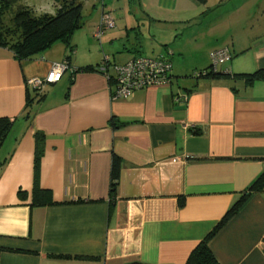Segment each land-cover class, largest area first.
<instances>
[{
    "label": "crops",
    "instance_id": "1",
    "mask_svg": "<svg viewBox=\"0 0 264 264\" xmlns=\"http://www.w3.org/2000/svg\"><path fill=\"white\" fill-rule=\"evenodd\" d=\"M100 5L87 33H73L78 48L33 102L32 122L25 118V79L47 74L68 49L56 42L18 60L0 46V117L13 119L0 146V264H184L264 170V81L183 78L223 47L231 59L220 68H264V26L210 12L209 0ZM102 11L114 26L97 38ZM136 55L169 59V84L112 98L106 74L71 76L105 56L121 64ZM177 94L187 99L176 101ZM35 130L45 135L39 184L53 202L46 205L31 203ZM113 156L120 174L111 198ZM208 246L220 264H264V192L251 194Z\"/></svg>",
    "mask_w": 264,
    "mask_h": 264
},
{
    "label": "trees",
    "instance_id": "2",
    "mask_svg": "<svg viewBox=\"0 0 264 264\" xmlns=\"http://www.w3.org/2000/svg\"><path fill=\"white\" fill-rule=\"evenodd\" d=\"M57 2L56 11L54 15L42 14L35 16L26 6H20L17 12L13 15V22L18 32L13 29L5 27L4 23L0 20V46L7 47L13 56L18 59H31L47 48L51 47L56 42H62L65 44L68 51L71 53L74 51V46L71 43V37L74 31L82 25V3L78 0H55ZM200 3H204L205 0H198ZM105 0H100L101 4H104ZM105 11H102V14ZM1 14V11H0ZM99 23L98 27H101ZM105 32V31H104ZM104 34V33H103ZM102 34V35H103ZM141 56L136 55L134 57ZM144 56V55H142ZM161 57L162 56H153ZM70 54H67L64 62L67 67L69 66ZM133 58V57H132ZM169 60L167 58H164ZM231 59V53H230ZM170 61V60H169ZM114 65L110 59L96 64H86L84 66L71 69V76L76 72H101L106 74L109 68ZM106 66V69H100V67ZM198 73V75H196ZM109 82L114 84V73H108ZM193 78L212 77V78H231L240 79L245 85H252L257 81H264V68H258L253 71L245 72H231L229 68L222 69L219 66H213L210 62L209 65L203 69L196 70L191 73ZM72 79L69 80L66 87L65 94L67 95L68 87L72 83ZM56 82V81H55ZM26 102L24 105L25 118L30 119L32 122V115L30 114V107L34 103H37L41 97H43V91L26 89ZM110 123L114 126L120 124L110 119ZM13 125V119L8 117H0V146L3 144L6 136L11 130ZM44 140L45 135L39 130L34 132V159H33V187H32V200L33 205H46L53 203L51 200V193L49 190L44 189L39 184V169L40 159L44 152ZM5 160H0V164H3ZM120 174V158L113 156L110 167V179L108 194L111 198H114L116 194V188ZM264 192V170H262L243 191L240 193L238 199L228 208L220 220L214 225V227L194 246L190 251L184 264H220L211 249L208 246L210 238L234 215L238 212L240 207L245 203L248 197L253 193ZM82 201V200H80ZM112 202V199H111ZM184 204V198H179V205ZM51 256H60L52 254ZM134 264V263H132Z\"/></svg>",
    "mask_w": 264,
    "mask_h": 264
},
{
    "label": "built area",
    "instance_id": "3",
    "mask_svg": "<svg viewBox=\"0 0 264 264\" xmlns=\"http://www.w3.org/2000/svg\"><path fill=\"white\" fill-rule=\"evenodd\" d=\"M101 27L97 28L94 36L99 38L106 29L114 26V20L109 13L101 15ZM109 60L108 56L104 57ZM213 66H219L230 60V51L227 47L215 49L210 53ZM67 65L64 61L52 63L50 70L44 76H33L25 79V86L30 90L43 91L47 84L57 81ZM105 70L106 66L100 67ZM114 73L112 98H127L134 91L167 85L170 82L172 64L169 60L161 57L137 56L121 64L111 66ZM198 75V73H196ZM108 77V72H106ZM186 94H177L175 100L185 101Z\"/></svg>",
    "mask_w": 264,
    "mask_h": 264
},
{
    "label": "rangeland",
    "instance_id": "4",
    "mask_svg": "<svg viewBox=\"0 0 264 264\" xmlns=\"http://www.w3.org/2000/svg\"><path fill=\"white\" fill-rule=\"evenodd\" d=\"M82 3V25L77 28L74 33L79 30L83 32L84 35L87 33L86 28L91 25L94 16L101 9L100 0H78ZM136 1V0H134ZM213 5L210 12H217L223 15L225 12H232L234 15L230 16V21H236L241 18V21L247 22L248 26H251V23H254V26H264V0H223L222 2L218 0H209ZM218 2V3H217ZM217 3V4H216ZM57 2L55 0H0V20L4 23L5 27L13 29L16 33L18 32L17 28L13 22V15L17 12L20 6H26L33 15L39 16L42 14L54 15L56 11ZM117 9V8H116ZM244 16V17H243ZM244 22L238 23V26H242ZM90 27V26H89ZM74 35V34H73ZM71 37V43L74 46V50L77 47L75 42L74 35ZM75 53V51H73ZM68 51V54H74ZM233 59L236 58V55H233ZM232 59V60H233ZM211 62V61H210ZM190 65V63H189ZM187 65L186 67H190ZM228 65V62L225 64ZM224 64L219 67L225 66ZM187 71L190 78L191 73L196 71L192 68ZM193 78V77H191Z\"/></svg>",
    "mask_w": 264,
    "mask_h": 264
}]
</instances>
